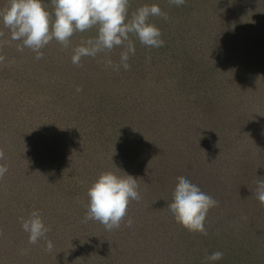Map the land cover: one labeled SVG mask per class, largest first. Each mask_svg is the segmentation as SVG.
<instances>
[{
    "label": "rangeland",
    "instance_id": "obj_1",
    "mask_svg": "<svg viewBox=\"0 0 264 264\" xmlns=\"http://www.w3.org/2000/svg\"><path fill=\"white\" fill-rule=\"evenodd\" d=\"M225 1L226 7L227 4H231L234 11L242 10L248 28L253 30L255 28L254 23L260 21L259 26L264 32V23L261 21V16L257 14L258 11L264 12V0H258L261 7L258 4H252L251 0ZM3 3L5 4V2ZM145 3L160 5L162 1L130 0L129 12L131 13ZM205 4H201L203 6H198L195 9L190 7V16L188 17L190 30H193V32L197 24L195 23L193 29L194 22L198 19H207V16L211 15V12L210 14L202 13L209 10L204 7ZM183 6L176 7L173 4L169 6L168 18L165 19V22H172L174 13L176 15V12L182 10ZM219 9L220 11L223 10L222 8ZM182 12L183 10L177 15H181ZM186 30H189V28ZM258 31L257 28L255 32ZM92 35H95V29L84 33L76 32L67 48L55 45L53 40L45 47L44 56L48 61L43 64L39 59L35 63L37 67H33L34 62L32 60L34 57L29 52L24 54L27 48L23 52H18V42L10 39L9 30L0 23V128L1 124H12L9 119L14 117L15 126H20L22 130L21 134L17 135L18 138H15L14 133L7 131V134H2L3 131L0 130L1 145L8 141H12L17 145V143L22 142L20 136L30 138L31 142L32 138H40L44 146L45 141L53 144L59 129L55 125L56 122L61 121L60 123L64 124L63 121H65L63 129L68 130L70 128L69 131L72 133L76 130L78 132L81 129L83 130L84 127L81 125L84 123L79 120L82 115L86 114L83 113V108H87L89 112L95 110V108L89 109L91 107L89 105L92 103L89 101L92 97L86 91L95 94L93 96L95 100L93 102L95 103L98 98H100V102H103L106 97L115 96L113 87H117L120 82L121 85L126 86V89L131 91L132 88L129 87H132V80L129 79V73L127 74L122 67L119 71L113 70L104 63L107 58L112 59L113 62H118L120 48H116V54L110 52L106 56L101 53L95 58H82L79 65L72 63V49L79 45L82 39H87ZM198 43V49L202 47L206 49L209 45L207 40H201ZM235 43L237 45L235 47L236 55L256 59L255 65H252L249 72L251 73L249 77L251 84L245 87V91L249 93L248 100L250 104L245 105L246 101L242 99L238 102L239 106L242 105L240 113H242L244 121L235 130V133L240 136V141L243 142L244 147L246 145L253 147V153L257 154L256 159L259 156H262V159H257V166L254 162L245 163V171L241 168V172L236 173L238 167H233L234 172L231 169H224L226 163L224 160H220L225 157V147L222 144L219 148L210 151V155L217 160L216 164L222 167L216 168L214 166V173L209 178V181L213 184L212 188H209V192L218 201V206L210 209L207 214L205 221L207 235L190 232L176 222L169 223L168 221L172 217L165 220V210L167 208L160 203H157L158 211H160L158 220L151 224L146 215L149 199L146 194H141L139 201H130L127 215L121 221L118 229L106 230L104 225L98 222L97 228L100 229V233L97 240L93 241V243H98L87 248V252L84 249L81 253H76L78 255L83 254L77 259L73 258L72 251L77 249L70 250V245L76 247L73 242L74 231H77L76 223L81 221V212L86 214L85 211L78 209L79 206L75 212L70 211V204L68 203L73 197L64 195L63 191L59 190L63 182L55 185L54 181L56 180L52 183L51 178L50 180L42 179L29 184V182L24 183L17 178L18 176L15 173L18 169L22 170L29 164L35 165V163L40 162V157L41 160H44L45 157L41 154L37 155L36 152L28 154L29 150H26L23 156V164L17 167L15 162L21 158L20 152L19 149L12 148V151L7 152L8 156H6L9 161L8 171L3 177H0V264H205L206 255L214 251H222L224 254L223 259L217 264H264V214L262 213L264 205H261L255 196L256 182L259 178H264V52L260 51V45L256 41L253 46L247 38L244 40L241 35L235 40ZM167 60L169 63L175 62L179 66L180 59L175 60L167 57ZM235 60L238 59L233 61ZM28 61H30L29 65L27 64ZM230 63L233 64L232 61ZM164 64L165 69L161 71L158 68L157 74L166 77L169 75V70L167 71L166 68L167 63ZM147 71L149 69L144 70V73H140L142 75L138 76L137 81H133L135 91L130 95L132 99L133 96H137V99L140 100L145 99L148 105L147 110L153 112L158 107V105H156V108L152 107L156 101L151 99L156 86L148 79L151 74L149 72L147 74ZM91 73L93 74L90 76L91 81L83 87L81 85L83 79ZM115 73L119 74L115 79L116 83L110 91H106L105 78L111 74L115 75ZM123 73L127 75H122ZM253 82H255V87L252 85ZM77 85L82 87L78 89H83L80 97L76 92L72 94L75 91L73 87ZM58 89L61 91L63 89L67 90L69 98H66V93H64L61 96L66 99L60 100L61 96L58 94ZM238 95L239 93L233 85L231 90L228 91V96L235 105H237ZM74 106L79 109L77 116L73 110L70 111L71 107ZM98 107H96V113H100ZM163 109L165 113L166 109L164 107ZM111 116H113V113ZM247 119H250V121H245ZM215 123L217 126H221V121ZM234 124H237V122L235 121ZM234 124L230 123L228 128ZM144 131L148 135L151 133L150 129H144ZM61 136L63 139H67L64 132ZM142 139H147L148 145L152 142L147 137L139 135L138 141ZM213 139L215 138L213 137ZM63 155L61 152L57 154L56 151V153L52 152L51 157L55 161L56 158L60 159ZM221 155L224 156L221 158ZM144 159H146V156L140 157V161ZM89 160L92 162V167L87 168L96 173L97 169H100V163L95 162L92 158ZM1 163L0 160V165ZM47 164L44 165L47 168L46 172H49L47 174L56 175V171L53 170L54 165L51 163L49 166V162ZM36 168L38 169L39 166L36 165ZM77 169H75V173ZM79 169L82 171L81 168ZM38 170L43 171L42 168ZM86 170L88 169L83 171ZM223 172L226 175H223ZM146 173L152 174L151 171H146ZM29 174L33 173L30 172ZM154 174L159 173L155 172ZM68 181L74 185L71 180H67V185L69 184ZM226 185L227 190L236 189L237 192L240 190L242 192L245 187L247 190L241 193L242 196L232 193L228 197L221 198L217 196L219 191L224 190ZM248 189H250L249 192ZM141 190L144 191L143 187ZM236 197L242 198L237 199ZM68 209L71 215L68 213ZM33 210L41 212L45 224L49 227L47 236L54 244L51 252L46 250L44 240H40L34 245L29 244L28 234L21 228L20 218H27ZM78 211L80 212L78 213ZM253 212L257 218L254 223L251 218H246V213ZM128 219L132 220L130 227L127 226ZM159 224H161L162 231L157 229ZM230 238H234L236 245L229 244ZM109 248L114 249L112 254L106 251ZM126 249L131 256L128 261L125 258V255H127L125 253ZM135 251L137 252L135 253ZM141 252L143 255L133 258L135 254Z\"/></svg>",
    "mask_w": 264,
    "mask_h": 264
},
{
    "label": "trees",
    "instance_id": "obj_2",
    "mask_svg": "<svg viewBox=\"0 0 264 264\" xmlns=\"http://www.w3.org/2000/svg\"><path fill=\"white\" fill-rule=\"evenodd\" d=\"M161 1L160 8L164 13H169V6L172 4L169 0ZM251 1L252 4H258L261 7L260 1ZM3 2L6 4V0H0V7L5 5ZM45 4L48 10L51 11L52 4L50 0H45ZM201 4H205L204 7L209 9L202 13L210 14L211 12V15H208L207 19H198L194 22L193 29L195 23L197 24L193 32V30H190L188 17L190 16V7L195 9L198 6H203ZM225 4V0H185L182 8L183 12L181 15L177 14L182 10L177 11L176 15L174 13L172 22H165L162 17H151L150 22L160 29L165 43L163 47L148 48L135 40V37H132L135 41L136 52L135 55L130 57L128 61L130 68L126 71L130 75L129 79L132 80V87H129L132 88L131 91L126 89V86L121 85V82L117 87H113L119 74L106 76L104 81L106 91H110L113 87L115 96L106 97L103 102H100L101 100L98 98L95 103L93 102L95 101L93 98L95 94L86 91L92 97L89 101L92 102L89 109L95 108L96 110V107L100 105L98 107L100 113H96L95 110L89 112L84 107L83 113L86 114L79 118L84 123L80 124L84 127L83 130L80 128V132L76 130L74 133L69 131L70 128L64 130L65 121H63L64 124L60 121L55 124L59 129L53 144L52 142H44L47 148L37 137L32 138L31 142L30 138L20 136L22 142L17 143V145L12 141L2 143V145L0 143L1 165L9 166L6 156H8L7 152L12 151V148H17L20 152L21 158L15 162L17 167L23 164V156L26 150H29L28 154L36 152L37 155H43L44 160H41L39 156V163L29 164L22 170L18 169L15 174L18 176L17 178L24 183L29 182V184L42 179L50 180L51 178L52 183L56 180L54 181L55 185L63 182L59 190H62L64 195L73 197L71 203H68L72 213L77 210L78 206V209L86 213L87 190L91 183L105 170L123 175L116 169L117 167L138 179L140 196L146 194L149 199L146 215L151 224L158 220V214H160L157 203L164 204L167 208V205L172 202L177 184L182 179H188L197 184L202 191L211 196L209 188H212L213 184L209 181V178L214 173V166L216 168L222 166L216 164L217 160L210 155V151L219 148L220 144L225 147V157L222 158L224 155H221L222 159H220L226 163L224 169H231L234 172L233 167H238L236 172L238 173L241 172V168L245 171V163L254 162L257 166L256 161L262 159V156L256 159L257 154L253 153V147L250 145L244 147L243 142L240 141V136L235 133V130L244 121L243 115L240 113L242 105L239 106L238 102L242 99L246 101L245 105L250 104L248 100L249 93L245 91V87L251 84L249 79L251 73L249 72L252 65H255L256 59L236 55L235 47L237 45L235 40L241 35L244 40L247 38L253 46L256 41L260 45V51L264 52V32L259 26L260 21L254 23L255 28L252 30L247 27L242 10L234 11L231 4H227V7ZM219 8L223 10L220 11ZM263 13L257 12L264 23ZM187 28L189 30H186ZM257 28L259 31L256 33ZM201 40H207L209 43L206 49L203 47L198 49V41ZM53 43L57 46L60 45L55 40ZM42 51L43 58L41 62L45 64L48 61L44 56L45 48ZM26 52L34 57L32 60L34 62L33 67H37L35 63L39 60L35 58V53L29 49H25L24 54ZM112 53L116 54V49H113ZM167 57L175 60L180 59L179 66L175 62L169 63ZM234 59L238 60L233 61ZM231 61L233 64L230 63ZM29 62H27L28 65ZM164 63H167L166 68L167 71L169 70V75L166 77L157 74L159 69L161 71L165 69ZM148 69L147 74L148 72L151 74L148 79L156 86L151 99L156 101L152 107L156 108V105L158 107L153 112L147 110L148 105L145 99H137V96H133L132 99L130 95L135 91L133 81H137L138 76L142 75L140 73H144V70ZM92 75L91 73L83 79L81 84L83 87L89 84ZM254 84L255 82L252 83L253 86ZM233 85L239 93L237 105L230 100V94L228 96V91L231 90ZM73 88L75 91L72 94L76 92L79 97L82 96L83 89L77 91L78 88H82L80 85ZM58 92L60 96L66 93L65 97L69 98L67 90L63 89L61 91L58 89ZM66 98L61 96L60 100ZM162 106L166 109L165 113ZM76 108L75 106L71 107L70 111L73 110L75 115H78L79 109ZM112 113L113 116H111ZM9 121L12 123L11 126L1 124L0 130L3 131L1 133L7 134V131H9L14 133L15 138H18L17 135L22 132L20 126H15L14 117H11ZM218 121H221V126L216 125L215 122ZM235 121L237 124H234ZM245 121H250V119ZM230 123L234 125L228 128ZM144 129H150V135ZM63 132L67 135V139H63L61 136ZM139 135L147 137L152 142L148 145L147 139L138 141ZM25 139L27 140L23 142ZM56 151L57 154L61 152L64 155L53 161L54 158L51 155L52 152L56 153ZM141 156H146V159L140 161ZM91 158L100 163V169H97L96 173L89 170L92 167V162L89 160ZM48 162L49 166L51 163L54 165L53 170L56 171V175L47 174L49 172H46L47 168L44 165H48ZM36 165L39 166L38 169L42 168L43 171L38 170ZM75 169H77L76 173ZM84 169L88 170L83 171ZM146 171H151L152 174H147ZM30 172L33 174H29ZM155 172L159 174L155 175ZM223 175H226V173L223 172ZM44 176L46 178H42ZM67 180L74 182L75 186L69 181L67 185ZM142 187L144 191L141 190ZM246 190L245 187L242 192ZM249 191L250 189H248ZM242 192L241 190L237 192L236 189L227 190L226 185L224 190L219 191L217 196L221 198L228 197L230 193L241 195ZM236 198L240 199L242 197ZM68 213L71 215L69 209ZM262 213L264 214V211ZM80 215L81 221L76 223L77 231H74L73 242L76 247L70 245V250L77 249L72 251L71 254L76 259L83 255H78L81 251L85 249L84 251L87 252V248L98 243H93V241L97 240L100 233V229L97 228L98 222L85 221L86 214L81 212ZM246 215V218H251L253 223L257 220L254 212L246 213ZM164 218L165 220L171 218L167 209ZM168 222L175 223L172 219ZM157 229L162 231L161 224L158 225ZM228 242L232 246L236 245L234 238H230ZM106 251L112 254L114 249L109 248ZM125 253H127L125 258L128 261V258H131L130 252L126 249ZM141 255H143L142 252L135 254L133 258Z\"/></svg>",
    "mask_w": 264,
    "mask_h": 264
},
{
    "label": "clouds",
    "instance_id": "obj_3",
    "mask_svg": "<svg viewBox=\"0 0 264 264\" xmlns=\"http://www.w3.org/2000/svg\"><path fill=\"white\" fill-rule=\"evenodd\" d=\"M49 11L45 0H7L0 7V23L9 30L10 39L17 41V51L25 48L35 53L37 60L43 58V51L53 40L67 48L76 32L84 33L95 29V35L82 39L72 49L71 61L79 65L82 58H95L113 49L120 48L119 61L105 59L107 67L119 71L130 68L128 63L135 55L136 45L132 37L148 48L164 46L160 29L150 22L151 17L167 19V14L156 3H145L129 12L130 0H50ZM176 7L183 6L185 0H169ZM80 91V89H77ZM116 167V166H115ZM102 171L87 190V211L85 221L99 222L106 230L118 229L127 215L130 201H139L138 179L126 172ZM8 171L0 165V177ZM255 196L264 205V178L256 182ZM218 201L188 179H182L173 193L167 210L172 219L190 232L207 235L205 221L210 209L217 207ZM22 230L28 234V243H46L51 252L53 242L48 239L49 227L39 210H33L27 218H20ZM132 220H127V226ZM222 251L206 255L205 264H217L223 259Z\"/></svg>",
    "mask_w": 264,
    "mask_h": 264
}]
</instances>
